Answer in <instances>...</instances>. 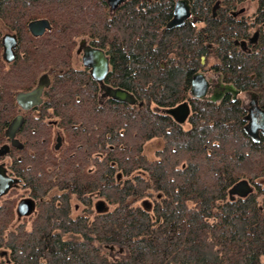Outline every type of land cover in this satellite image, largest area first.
<instances>
[{
    "label": "trees",
    "instance_id": "obj_1",
    "mask_svg": "<svg viewBox=\"0 0 264 264\" xmlns=\"http://www.w3.org/2000/svg\"><path fill=\"white\" fill-rule=\"evenodd\" d=\"M215 1L194 3L205 38L191 25L165 28L170 0L130 2L113 16L103 0H0L2 20L20 32L29 56L11 82L53 67L47 99L65 138L50 153L27 130L33 152L18 168L40 211L29 229L18 225L15 203L0 204V264H264V140L244 133L232 102L195 100L188 124L156 107L187 95L207 43L217 46L227 78L264 92V32L257 52H240L233 38L249 30L225 11L211 19ZM37 17L50 27L29 36L26 23ZM89 32L111 56L109 82L136 103H99L95 81L71 68L76 39ZM153 138L162 146L150 159L144 145ZM241 179L253 190L232 197ZM153 193L150 206L138 203ZM73 201L85 216L71 214Z\"/></svg>",
    "mask_w": 264,
    "mask_h": 264
},
{
    "label": "flooded vegetation",
    "instance_id": "obj_2",
    "mask_svg": "<svg viewBox=\"0 0 264 264\" xmlns=\"http://www.w3.org/2000/svg\"><path fill=\"white\" fill-rule=\"evenodd\" d=\"M103 1H105L104 3L106 4L108 14L113 16L117 10L127 3L133 2L137 7H140L145 1L152 3L157 0H122L118 3L115 2L116 4H112L109 0ZM196 1L197 0H170L171 9L169 16L165 20V28L173 30L191 25L195 27V31H201L206 38V18L201 15V12L195 10L194 3H196ZM217 10L225 11L229 18H233L238 24H244L249 30L247 33L233 38L234 46L246 55L257 52L260 47L259 41L261 33L262 31L264 32V0H216L211 9V19H217ZM176 11L181 15L180 20L173 22ZM1 17L0 15V77L2 80L0 82V97L3 100V104L0 105V183L4 174L17 180L11 184L6 193L0 196V204L7 201L15 203V219L18 225H26L25 227H29L30 229V224L34 218L38 216L40 204L33 189L25 181L24 172L19 171L21 167L18 168V164L25 161V154H31L33 152L29 146L31 145L30 140H32L29 134L32 132L33 135L42 137L40 140L46 145V151L49 150L50 153H54L55 150L62 148L65 138L63 129L57 124L58 119L55 116L53 104L47 99L48 89L51 87L55 78L53 67L37 68L35 74H33L26 83H12L11 81L16 73V67L22 62L28 61L29 56L24 45H22L20 32L14 26L3 21ZM39 19L45 18L37 17L27 21L26 31L29 36L32 35L36 37L42 35L46 29H49L50 24L45 28L43 33L38 35L33 34L29 25L31 22ZM6 35L10 36V39L6 41V43L8 42L7 45L12 41V35L15 36L16 39V43L13 46L14 54L8 57L4 55V37ZM207 45V55H201L200 57L201 67L194 69L189 74L187 95H184L174 104L156 107L167 112L168 109L180 103L187 102L190 112L185 122L181 124H188L190 114L193 111L192 104L195 100H203L215 104L232 102L238 104L240 107L244 133L253 142L263 141L264 92L260 91L257 87L238 85L234 79L227 78L220 62L215 56L217 46L210 43H207ZM89 49H92L94 52L101 50L103 55L107 58L108 70L101 81L93 77L91 73L92 67L85 65L83 62L85 53H87L88 56L91 55ZM70 66L77 71H81L85 74L87 73L92 81H95L99 103L105 100L106 96L104 95V91H106L107 87L122 88L133 94L124 86L109 82L108 74L111 72L113 66L111 56L107 48L102 46L100 38L94 37L90 32L84 33L76 39L71 53ZM62 70L63 69H59L58 71L62 72ZM196 74L200 75L206 84L202 96H197L192 90L193 78L197 76ZM197 79L198 82L201 80L200 77ZM47 82L48 85H46ZM41 84L43 85V89L39 98L37 95L31 99L28 97L26 100H21V102L18 100L19 94L34 92ZM200 88V83L198 86L194 87L197 91L200 90ZM171 117L174 119L172 115ZM250 123L253 125L252 128L249 127ZM29 167L30 166H26L25 168L28 169ZM27 198L34 201L33 209L29 213H19V202ZM96 206L98 209L103 208L99 203H96ZM78 210L80 211L77 213L76 211ZM71 214L74 217L86 215L83 212L82 204L77 201H73L72 203Z\"/></svg>",
    "mask_w": 264,
    "mask_h": 264
},
{
    "label": "water",
    "instance_id": "obj_3",
    "mask_svg": "<svg viewBox=\"0 0 264 264\" xmlns=\"http://www.w3.org/2000/svg\"><path fill=\"white\" fill-rule=\"evenodd\" d=\"M109 1L112 2V4L113 3L116 4L115 2L118 3V2H121L122 0H109ZM180 16L181 15L179 14V12L176 11L173 22L180 20ZM47 26H49V22L46 19H39V20L33 21L29 25L30 30L35 35L43 33V31L45 30ZM11 38H12V41L10 42L9 45H7L8 42L6 43V41L10 39V36L6 35L4 37V43H5L4 55L7 57L9 55L14 54L13 46L16 43V39H15V36L13 35L11 36ZM89 50L91 51L90 52L91 55L88 56L87 53H85V55L83 56V62L85 65L92 67L91 73L93 77L101 81L106 71L108 70L107 58L103 55L101 50H98L95 52L92 49H89ZM198 77L201 78L199 82L197 79ZM204 82H205L204 79L200 75H197L193 78L192 90H193V93H195L197 96L203 95L205 87H206V84ZM199 83H200L201 88L200 90L197 91L194 89V87L198 86ZM46 85H48V82L46 83ZM42 89H43V85L41 84L34 92L21 93L18 95V100L21 102V100H26L28 99V97L31 99V98L36 97L37 95L39 98L42 94ZM104 95L106 97H111L112 99L120 101V102H127V103L134 104L137 101L136 97L133 94H131L130 92L122 88L107 87ZM167 112H169L174 117V119L178 121L179 123H184L189 115L190 109H189L188 103L183 102L171 109H168ZM252 126L253 125H251L250 123L249 127L252 128ZM16 180L17 179L8 177L4 174L3 179L1 180V183H0V196L6 193L9 187L11 186V184L15 182ZM252 190H253V186L249 183V181L246 179H241L231 187L230 194L232 195V197L234 194L238 196H246ZM33 207H34V201L32 199L30 198L23 199L18 204V211L19 213H24V212L29 213L33 209Z\"/></svg>",
    "mask_w": 264,
    "mask_h": 264
},
{
    "label": "rangeland",
    "instance_id": "obj_4",
    "mask_svg": "<svg viewBox=\"0 0 264 264\" xmlns=\"http://www.w3.org/2000/svg\"><path fill=\"white\" fill-rule=\"evenodd\" d=\"M162 146V140L159 138H153L148 140L145 145H144V153L148 156V158L150 159H154L156 157V152L158 149H160ZM154 195L155 193H153V195H150L149 197L143 198L141 200H139V204H147V206H150V204L152 203V200L154 199ZM80 210L76 211L77 213ZM108 250H112V254H119L121 251L120 249H118V246L115 245H108L107 246Z\"/></svg>",
    "mask_w": 264,
    "mask_h": 264
},
{
    "label": "bare ground",
    "instance_id": "obj_5",
    "mask_svg": "<svg viewBox=\"0 0 264 264\" xmlns=\"http://www.w3.org/2000/svg\"><path fill=\"white\" fill-rule=\"evenodd\" d=\"M106 85V84H105ZM38 86V85H37ZM230 88V87H229ZM231 89V88H230ZM105 92V91H104ZM177 106V105H176Z\"/></svg>",
    "mask_w": 264,
    "mask_h": 264
}]
</instances>
